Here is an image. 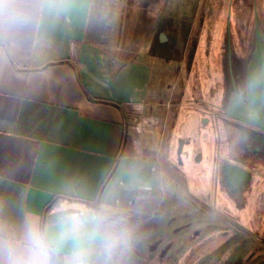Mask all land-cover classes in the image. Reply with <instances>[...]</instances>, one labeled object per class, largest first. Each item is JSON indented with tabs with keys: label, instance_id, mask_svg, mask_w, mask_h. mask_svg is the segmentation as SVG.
Returning <instances> with one entry per match:
<instances>
[{
	"label": "crops",
	"instance_id": "obj_1",
	"mask_svg": "<svg viewBox=\"0 0 264 264\" xmlns=\"http://www.w3.org/2000/svg\"><path fill=\"white\" fill-rule=\"evenodd\" d=\"M185 1L40 0L36 22L23 38H0V240L21 239L29 222H45L64 201L93 209L107 207L124 226L144 214L147 220L153 216L171 187V178L166 181L162 176L169 169L160 165L157 155L155 46L170 44L173 24L182 49L197 19H216L218 12L200 7L181 12L171 6ZM233 12L224 17V26L211 30L206 22L197 21L191 66L193 61L197 67L203 58L210 60L206 47L214 28L231 37L243 29L249 32V26H235ZM125 19L136 21L125 30ZM140 19L152 20L142 33ZM158 26L161 31L154 34ZM145 33L147 38L140 42ZM234 44L239 46L236 39ZM250 44L243 52L234 50L238 67L245 51L253 50ZM261 47H254L249 69L236 81L240 92L251 80L252 65L261 67ZM229 67L232 71V64ZM177 125L181 133V121ZM213 127L208 126L206 133ZM202 132H198L199 160L194 157L196 178L209 176L218 158L216 139L208 133L202 139ZM179 139L184 140L178 156L184 169L180 172L187 176L192 143L189 138ZM246 161L239 167L242 172L232 168L238 191L232 190L224 169L216 187L218 192L229 191L232 201L242 192L246 205L234 208L243 212L252 209L264 189V178L250 172ZM95 201V206L89 205ZM53 259L60 264V255Z\"/></svg>",
	"mask_w": 264,
	"mask_h": 264
},
{
	"label": "rangeland",
	"instance_id": "obj_2",
	"mask_svg": "<svg viewBox=\"0 0 264 264\" xmlns=\"http://www.w3.org/2000/svg\"><path fill=\"white\" fill-rule=\"evenodd\" d=\"M211 2L212 4L210 0H186L185 3L172 2L171 6L181 8V12L183 8L189 11L195 7H200L202 11L210 9L218 11L216 19H197L198 22H206L210 30L212 27L217 28L218 25L224 26L226 23L224 17L229 16V10H233L235 26L238 29L249 26L250 30L247 32L243 29L238 36L231 37L223 31L219 34L214 28L209 36V47L206 45L210 60L203 58L202 65L197 67L196 61H193L195 66L190 65L195 30L199 24L197 21L186 36L182 49L179 47L177 36L175 37L173 24L170 25L172 28L169 35L170 44L168 46L167 42L158 43L159 46L155 44L153 60L156 65L153 70L155 81L152 85L156 91L154 100L158 108L155 113L159 118L157 155L160 165L169 169L168 172H164L166 176L164 174L162 176L166 181L167 177L171 178V187L162 195L158 208L149 220L144 214L125 226L128 231V242L112 257L113 264H264V189L260 196L256 197L258 200L252 209L248 210L246 207L243 212L234 208L240 209L246 205L244 197L240 194L242 192H238L239 197L232 201L233 197L229 191L218 192L216 188L217 180L221 178V170L224 168V174L227 173L226 180L229 181L232 190L238 191L235 179L231 178L235 173L231 172H234L233 165L236 166V170L238 168V171L242 172V167H239L244 162L235 159L241 154L247 157L248 170L255 174L260 173L264 178V154L260 151L254 154L252 151L254 145H248L247 138L242 140L236 129L230 130L233 126L232 121H237L224 113L232 110L234 102L237 105L234 108L238 110L235 96V91L238 90L236 81L246 68L249 69L255 55L254 47L258 49V42L264 46V0H211ZM154 6L157 7L158 3ZM174 12L176 13L177 9ZM135 21L125 19L123 24L125 30ZM139 22L144 24V29L140 30V33L146 31L149 23L152 25L151 19H140ZM159 26L155 28L154 34L161 31ZM256 26L260 28L257 29ZM147 35L148 33L142 36L140 34V42L144 41ZM156 37L157 35L155 43ZM235 39L239 46L234 44ZM250 42L253 50H248L247 53L245 51V59L240 70L234 50L243 52L248 47L246 44ZM196 48L197 53L203 56L200 46ZM162 60L165 61V66H159ZM231 64L232 71L229 67ZM232 76L234 82H230ZM201 117L205 118L203 122ZM180 121L181 133L177 125ZM211 124L214 127L207 133L213 135V139L217 141L218 158L216 157L214 169L209 176L196 178L192 174L195 170L194 157L196 158L200 151L198 132L203 131L204 139L207 136L205 129ZM179 136L189 138L192 143L188 153L191 157L187 176L180 172L184 169L178 162ZM243 146L244 150L241 149ZM225 163H228L226 167L223 166ZM240 176L242 180L245 179L244 175ZM142 219L145 220L140 223Z\"/></svg>",
	"mask_w": 264,
	"mask_h": 264
},
{
	"label": "clouds",
	"instance_id": "obj_3",
	"mask_svg": "<svg viewBox=\"0 0 264 264\" xmlns=\"http://www.w3.org/2000/svg\"><path fill=\"white\" fill-rule=\"evenodd\" d=\"M40 0H0V38H23L34 26ZM128 231L107 207L61 202L49 218L26 225L21 239L0 240V264H113Z\"/></svg>",
	"mask_w": 264,
	"mask_h": 264
},
{
	"label": "water",
	"instance_id": "obj_4",
	"mask_svg": "<svg viewBox=\"0 0 264 264\" xmlns=\"http://www.w3.org/2000/svg\"><path fill=\"white\" fill-rule=\"evenodd\" d=\"M261 46L262 44L258 42V47L260 49L262 48ZM258 52H260V55L258 57L260 61L258 65H260L261 67L258 70L255 68L256 66L252 65L253 68L251 70L254 72L251 76V80L249 81L248 92L246 95V102L248 103L249 111L247 112V115H249L248 118L244 119L249 124L264 129V57H262L261 51ZM257 72L259 75L257 74ZM235 113L237 115L238 112L235 111ZM258 137L259 139L264 140V136ZM232 168H236V166H232ZM96 204L97 201L89 202L90 206H95Z\"/></svg>",
	"mask_w": 264,
	"mask_h": 264
},
{
	"label": "flooded vegetation",
	"instance_id": "obj_5",
	"mask_svg": "<svg viewBox=\"0 0 264 264\" xmlns=\"http://www.w3.org/2000/svg\"><path fill=\"white\" fill-rule=\"evenodd\" d=\"M248 84L249 83H247L245 85V88H243V92L242 91L240 92L238 90L235 91V96L237 99L236 102L238 103V110H235L234 107H237V105H235V102H234L232 105V110L224 111V113L226 115L231 116V118L237 121V122L232 121L233 126L237 128V131L239 132V134L241 135L243 139L247 138L249 140L248 145H252V144L254 145V148L252 150L253 153L256 154L260 151L261 154H264V140H261L258 137V136H264V129L251 125L245 120L246 118H248V115H249V114L247 115V112L249 111H248V103L246 102V95H247L248 86H249ZM228 111H231V112H228ZM235 111L238 112L237 113L238 116L236 115ZM246 160H247V157L240 155L237 161L244 162Z\"/></svg>",
	"mask_w": 264,
	"mask_h": 264
},
{
	"label": "trees",
	"instance_id": "obj_6",
	"mask_svg": "<svg viewBox=\"0 0 264 264\" xmlns=\"http://www.w3.org/2000/svg\"><path fill=\"white\" fill-rule=\"evenodd\" d=\"M234 127V129H236L237 130V128L235 127V126H233ZM238 132V131H237ZM239 134V133H238ZM240 135V134H239ZM241 137V136H240ZM242 138V137H241ZM242 140H244L243 138H242ZM183 144H184V140L183 139H179L178 140V147H180V152H181V150H182V146H183ZM244 147V148H243ZM241 149H245V146H243ZM242 155V154H241ZM199 156H200V154H197V156H196V160L198 161L199 160Z\"/></svg>",
	"mask_w": 264,
	"mask_h": 264
}]
</instances>
